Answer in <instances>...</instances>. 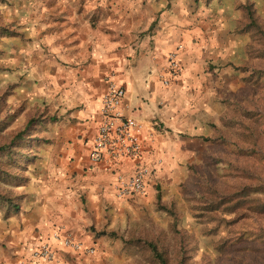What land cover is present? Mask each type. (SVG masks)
I'll use <instances>...</instances> for the list:
<instances>
[{"label": "rangeland", "instance_id": "1", "mask_svg": "<svg viewBox=\"0 0 264 264\" xmlns=\"http://www.w3.org/2000/svg\"><path fill=\"white\" fill-rule=\"evenodd\" d=\"M66 1L0 0V147L12 153L0 157V223H11L0 227V264L19 259L14 249L37 221L32 205L60 119L40 90V68L49 65L48 42L62 32ZM176 1L192 31L194 64L203 58L204 76L178 97L184 129H166L185 144L164 152V184L150 200L121 202L97 222L80 217L73 227L46 220L50 233L59 228L94 251L61 253L63 264H161L159 256L165 264H264V0L118 4L123 17L128 9L146 11L137 29L143 38Z\"/></svg>", "mask_w": 264, "mask_h": 264}, {"label": "crops", "instance_id": "2", "mask_svg": "<svg viewBox=\"0 0 264 264\" xmlns=\"http://www.w3.org/2000/svg\"><path fill=\"white\" fill-rule=\"evenodd\" d=\"M118 2L120 0H67L63 3L67 9L61 23L63 27L58 30L62 32H57L53 43L46 40L52 54L48 58L49 65L40 68L39 85L42 93L46 91L51 112L60 119L52 134L47 175H42L45 182L38 186L32 205V217L37 221L26 225L14 249L18 258L27 256L49 238L50 226L47 225L54 219L63 218L73 227L80 217L97 222L105 208L110 213L122 205L121 202L150 200L155 195L154 187L164 184V152L182 149L185 144L166 129L176 132L184 129L185 125L177 122L183 107L178 97L192 88L189 83L195 85L196 80L204 76L203 58L201 64H194L196 48L190 29V22L194 20H190V30H186L184 13L177 1L172 2V8L164 10L156 33L138 38L137 29L147 18L146 11L128 9L123 17ZM165 3L167 0L164 6ZM162 6L160 2L158 8L151 10L160 11ZM149 22L154 20L150 18L147 26ZM177 48L181 51L180 61L185 62L184 70L165 88L162 81L167 76L166 58ZM32 73L36 74L37 68ZM108 73H114L113 79L119 80L126 89L127 112L139 120L156 124L151 127V138L144 134L138 160L93 164L89 155L100 123L99 110ZM157 161L159 165H155ZM139 163L153 167L144 196L116 199L115 174L131 175ZM10 224L2 226L0 223V227L9 229ZM1 237L6 239L4 235ZM55 253L53 264H63L61 253L77 255L59 244L55 245Z\"/></svg>", "mask_w": 264, "mask_h": 264}, {"label": "built area", "instance_id": "3", "mask_svg": "<svg viewBox=\"0 0 264 264\" xmlns=\"http://www.w3.org/2000/svg\"><path fill=\"white\" fill-rule=\"evenodd\" d=\"M179 49L167 56V77L163 85L178 78L182 72ZM106 88L101 98L100 123L93 139L89 160L93 164L110 163L122 159L138 160L143 149L144 134L152 137L151 127L156 123H148L133 117L126 110V89L111 77H105ZM157 161L155 165H159ZM153 167L139 163L133 174H115L114 192L118 200L135 199L144 196ZM75 253L93 254V249L82 245L54 228L47 240L41 242L25 257L4 264H53L55 261V245Z\"/></svg>", "mask_w": 264, "mask_h": 264}, {"label": "trees", "instance_id": "4", "mask_svg": "<svg viewBox=\"0 0 264 264\" xmlns=\"http://www.w3.org/2000/svg\"><path fill=\"white\" fill-rule=\"evenodd\" d=\"M252 17V16H251ZM250 17V18H251ZM4 123L0 122V127H3ZM26 131H22L21 133H19L16 137H15V141L17 140H22L23 139V135ZM10 154H12L10 151H8V147L4 148V147H0V157H5V156H10ZM1 172V171H0ZM161 264H165V261H163L160 256L158 257Z\"/></svg>", "mask_w": 264, "mask_h": 264}]
</instances>
